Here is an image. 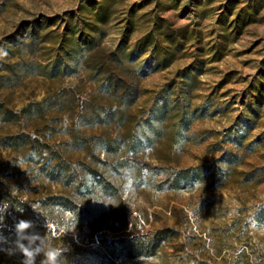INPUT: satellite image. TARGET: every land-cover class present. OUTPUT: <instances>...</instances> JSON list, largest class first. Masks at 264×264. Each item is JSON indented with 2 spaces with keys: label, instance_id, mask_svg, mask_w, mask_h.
I'll list each match as a JSON object with an SVG mask.
<instances>
[{
  "label": "rangeland",
  "instance_id": "1",
  "mask_svg": "<svg viewBox=\"0 0 264 264\" xmlns=\"http://www.w3.org/2000/svg\"><path fill=\"white\" fill-rule=\"evenodd\" d=\"M82 1L86 17L88 0H0V202L12 211L4 223L30 217L12 197L37 205L63 190L52 166L61 157L63 170L85 177L84 188L93 181L83 164L115 185L104 234L168 229L157 252L114 264H264V0H99L107 15L95 32L99 53L122 43L138 75L127 78L138 96L126 108L106 91V75H96L99 58L85 61L87 48L70 72L44 75L63 18ZM181 79L191 121L177 139L167 126L156 138L145 126L148 108L161 94L176 101ZM20 133L29 142L12 146ZM125 135L140 150L115 170V154L98 163L81 146L92 143L104 159L102 145ZM226 151L235 153L230 168L219 162ZM178 170L188 177L174 189L167 177ZM0 264L12 262L3 254Z\"/></svg>",
  "mask_w": 264,
  "mask_h": 264
},
{
  "label": "trees",
  "instance_id": "2",
  "mask_svg": "<svg viewBox=\"0 0 264 264\" xmlns=\"http://www.w3.org/2000/svg\"><path fill=\"white\" fill-rule=\"evenodd\" d=\"M87 2L89 4L88 16L85 17L84 12H82V1L77 11L70 12L63 18V32H61L56 46L57 53L49 63V68L47 67L44 71V75L53 78L70 72L72 70L70 62L78 56L83 48H87L90 53L85 61L87 62L89 58H99L95 60L94 71L96 75H106V91L117 98L118 105H123L126 108L138 96L137 87H133L132 83L127 81L128 77L138 78V75H134L131 53L125 51V46L122 43L112 51L105 54L99 53L102 48L98 47L95 32L100 30L102 23L107 18L106 5L99 0H88ZM45 20L50 22L54 19L48 18ZM181 80L185 85H179L176 101L169 103L167 95L161 94V100L155 99L148 108L145 126L152 131L156 138L161 136L162 128L167 126L173 133L174 138L177 139L191 121L189 89H185L188 82L184 79ZM34 106H37V110L41 113L45 111L41 108V101L35 103ZM7 119L12 118L7 116ZM13 140L14 142L11 145L19 147L29 142V134H16ZM81 146H86L89 156L98 163L105 162L110 152L115 154L116 158L112 162V169L114 170L122 165L121 162L124 161L126 154L137 153L140 150L139 145L134 142V139H130L128 135L119 140H112L108 141L107 144H103L102 147L106 153L104 159L100 158L99 151L95 150V145L92 143L86 141ZM234 156L235 153L226 151L219 162L225 163L226 168H230L231 165L236 164ZM64 160L58 157L52 163L55 172L59 176L62 175L63 190L57 194L47 195L37 203L39 213L34 212L30 204L22 198H12L23 206L24 212L30 214L29 220L36 223V230L40 229L50 233L52 230L50 226L56 225L54 235H51V242L57 247L68 246L70 249L66 253L68 264H114L119 259L130 261L157 252L160 244L167 238L165 236L167 228L159 229L144 237H135L134 235L113 237L104 234V229L107 228L103 216L104 206L106 201L115 195V185L105 173L100 171L99 167L83 164L93 181L91 185L84 188L87 184L85 177L78 175L74 170H63L62 163ZM152 168L156 169L157 167ZM187 177L185 171L178 170L168 176L167 179L170 181L171 188L175 189L179 186L180 180ZM137 178H140V175ZM7 202L11 204L9 201ZM66 212L70 214V217L61 222L60 217ZM9 214H12V211L8 210L6 215ZM38 214L43 218H39ZM74 222L78 226L76 229L73 228ZM42 223L50 225L44 226ZM5 224L13 226L11 221ZM2 230H6V228L3 227ZM8 238L12 240L15 237ZM4 247H7V245H4ZM3 254V252H0V259ZM7 257L10 258L12 264H21L22 256L20 254L7 255Z\"/></svg>",
  "mask_w": 264,
  "mask_h": 264
},
{
  "label": "clouds",
  "instance_id": "3",
  "mask_svg": "<svg viewBox=\"0 0 264 264\" xmlns=\"http://www.w3.org/2000/svg\"><path fill=\"white\" fill-rule=\"evenodd\" d=\"M11 205L7 201L0 202V252L8 256L20 254L21 264H68L66 253L68 246L57 247L51 242L52 237L46 231L41 234L32 220L18 219L12 226L14 239L3 235L4 219ZM34 212L39 213L38 205L30 204ZM23 214L22 206L15 207ZM7 245V247H4Z\"/></svg>",
  "mask_w": 264,
  "mask_h": 264
}]
</instances>
